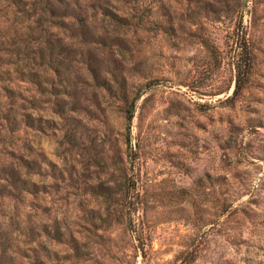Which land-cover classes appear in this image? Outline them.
Listing matches in <instances>:
<instances>
[{
    "label": "rangeland",
    "instance_id": "rangeland-1",
    "mask_svg": "<svg viewBox=\"0 0 264 264\" xmlns=\"http://www.w3.org/2000/svg\"><path fill=\"white\" fill-rule=\"evenodd\" d=\"M0 264H264V0H0Z\"/></svg>",
    "mask_w": 264,
    "mask_h": 264
},
{
    "label": "trees",
    "instance_id": "trees-1",
    "mask_svg": "<svg viewBox=\"0 0 264 264\" xmlns=\"http://www.w3.org/2000/svg\"><path fill=\"white\" fill-rule=\"evenodd\" d=\"M103 12H106V10H103Z\"/></svg>",
    "mask_w": 264,
    "mask_h": 264
}]
</instances>
